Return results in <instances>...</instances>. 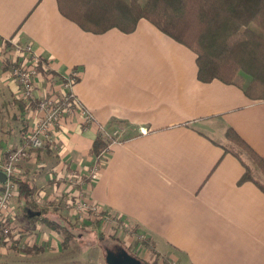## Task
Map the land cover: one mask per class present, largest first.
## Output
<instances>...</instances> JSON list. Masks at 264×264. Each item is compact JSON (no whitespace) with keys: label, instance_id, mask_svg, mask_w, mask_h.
Wrapping results in <instances>:
<instances>
[{"label":"crops","instance_id":"1","mask_svg":"<svg viewBox=\"0 0 264 264\" xmlns=\"http://www.w3.org/2000/svg\"><path fill=\"white\" fill-rule=\"evenodd\" d=\"M10 37L50 66L36 80L38 96L75 71L69 91L94 120L85 125L74 111L60 120L53 149L31 151L16 167L35 185L38 205L60 208L52 219L65 216L95 244L103 241L97 233L115 236L150 264H264V194L239 182L244 167L226 135L233 131L264 163V100H249L235 84L198 81L194 54L145 20L131 33L93 34L64 18L56 0H0V40ZM7 51L0 52V148L15 150L28 123L6 74ZM99 126L118 128L122 141L85 186L95 217L104 214L97 226L91 212L74 216L64 202L69 174L86 179L93 166ZM13 226L19 239L0 247L11 264L69 250L38 222L21 226L16 216ZM24 240L28 253L18 247Z\"/></svg>","mask_w":264,"mask_h":264},{"label":"trees","instance_id":"2","mask_svg":"<svg viewBox=\"0 0 264 264\" xmlns=\"http://www.w3.org/2000/svg\"><path fill=\"white\" fill-rule=\"evenodd\" d=\"M56 2L64 18L93 34H101L110 29L131 33L139 20H145L194 54L198 81L208 83L217 80L225 84H235L249 100H264V0ZM226 135L231 141L228 151L244 167L239 182H252L264 194L262 159L233 131L228 130ZM105 146V141L98 135L93 145V153L97 154ZM254 171L259 173L261 179L255 177ZM11 181L17 187V208L23 218L29 223L38 222L47 230L60 234L61 249H69L70 242L76 238L75 232L82 228L63 215L58 214V219H52L54 212H58L60 208L38 205L34 200L35 185L28 179L15 175ZM36 212L39 215L36 216ZM103 215L95 217V221H98L94 225L98 226ZM104 236L97 233L99 240H104ZM109 237L115 238H107ZM141 244L144 246L145 240ZM31 249L29 246L24 251L28 253ZM139 260L150 264L143 259Z\"/></svg>","mask_w":264,"mask_h":264},{"label":"built area","instance_id":"3","mask_svg":"<svg viewBox=\"0 0 264 264\" xmlns=\"http://www.w3.org/2000/svg\"><path fill=\"white\" fill-rule=\"evenodd\" d=\"M4 49H8V57L5 61L8 80L15 89V98L23 103L30 123L21 147L15 150L0 148V171L6 177V180L0 183V247L12 246L20 237V233L13 228L16 210L12 201L17 197V187L11 181L18 163L28 157L31 151L53 149L56 142L54 133L60 120L69 117L74 111L80 113L83 124L94 122L92 115L80 106L76 97L69 91L78 77L77 72L70 71L69 74L60 77L59 87L55 88L56 92L43 91L38 96L36 80L40 81L41 70H49L50 66L41 61L40 56L28 42H17L11 37L3 39L0 40V52ZM46 81H52L50 76ZM97 129L98 135L105 141V148L95 155L93 166L88 171L86 179L78 173V175L69 174L66 181L69 198L67 201L65 199L64 206L72 215L78 217H85L88 212L92 213L93 218L97 215L98 208L86 197L88 187L85 186L87 182H92L105 163L110 147L122 141L118 128L99 126ZM29 246L31 245L28 240L18 244L20 249Z\"/></svg>","mask_w":264,"mask_h":264},{"label":"rangeland","instance_id":"4","mask_svg":"<svg viewBox=\"0 0 264 264\" xmlns=\"http://www.w3.org/2000/svg\"><path fill=\"white\" fill-rule=\"evenodd\" d=\"M140 3H144L145 0H139ZM25 110V109H24ZM26 113V119H27V127L29 126V119L27 117V111ZM25 130V131H26ZM256 176V175H255ZM257 177V176H256ZM258 179H261L260 177H257ZM16 216L19 220V224L21 226H29V222L25 220L20 212V210L17 211ZM76 235H80L79 238H76L72 240L69 244V250L67 251H58L57 253L51 252L50 249L47 251H44L43 253H32V259H36L37 264H107L106 262V249L111 248L113 246H121L124 248L128 253L131 255L135 253L134 256L140 257V259L143 258V253L137 251L136 246L132 253V251L127 250L126 246L122 244V241L119 238L114 239H104L101 243L95 244L94 242V236L89 230L80 229L75 232ZM128 238L126 240L129 241ZM94 243L93 247L87 246L89 244ZM86 244V245H85ZM133 248V246H131ZM13 254H15L14 251H12ZM24 253V252H23ZM66 256V257H65ZM63 260H65L63 262ZM0 261L3 264H11L3 259V257H0ZM12 264H34L33 261L24 259V258H17L15 260V263Z\"/></svg>","mask_w":264,"mask_h":264},{"label":"water","instance_id":"5","mask_svg":"<svg viewBox=\"0 0 264 264\" xmlns=\"http://www.w3.org/2000/svg\"><path fill=\"white\" fill-rule=\"evenodd\" d=\"M6 180V177L4 173L0 171V183H3ZM36 216L39 215V213H34ZM33 215V214H32ZM121 249V252L119 253H113L111 251L106 252V262L107 264H142L138 259L131 257L129 254H127L126 250Z\"/></svg>","mask_w":264,"mask_h":264},{"label":"flooded vegetation","instance_id":"6","mask_svg":"<svg viewBox=\"0 0 264 264\" xmlns=\"http://www.w3.org/2000/svg\"><path fill=\"white\" fill-rule=\"evenodd\" d=\"M120 248H122V247H118V246H113V247H111V248H107L106 249V252L107 251H111V252H113V253H119V252H121V249ZM122 249H124V248H122ZM125 250V249H124ZM127 252V251H126ZM127 254H129L131 257H134V258H136V259H138L139 260V258L137 257V256H134L133 254L131 255L130 253H128L127 252ZM140 261V260H139ZM142 264H144L142 261H140Z\"/></svg>","mask_w":264,"mask_h":264}]
</instances>
